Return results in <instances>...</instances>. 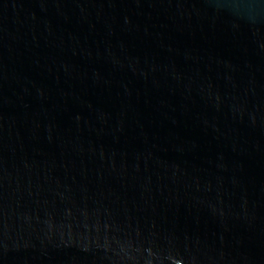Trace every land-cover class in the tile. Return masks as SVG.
Returning <instances> with one entry per match:
<instances>
[{
    "label": "water",
    "instance_id": "obj_1",
    "mask_svg": "<svg viewBox=\"0 0 264 264\" xmlns=\"http://www.w3.org/2000/svg\"><path fill=\"white\" fill-rule=\"evenodd\" d=\"M0 264H264V0H0Z\"/></svg>",
    "mask_w": 264,
    "mask_h": 264
}]
</instances>
